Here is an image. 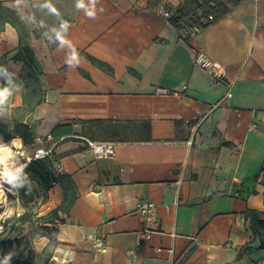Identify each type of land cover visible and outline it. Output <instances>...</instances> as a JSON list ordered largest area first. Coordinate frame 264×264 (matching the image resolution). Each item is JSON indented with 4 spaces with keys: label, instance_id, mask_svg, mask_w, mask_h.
I'll list each match as a JSON object with an SVG mask.
<instances>
[{
    "label": "crops",
    "instance_id": "obj_1",
    "mask_svg": "<svg viewBox=\"0 0 264 264\" xmlns=\"http://www.w3.org/2000/svg\"><path fill=\"white\" fill-rule=\"evenodd\" d=\"M157 8L156 0H0V55L29 44L43 68L44 100L25 120L41 121L36 140L57 141L52 158L78 190L48 264L264 258V232L245 216L264 212V0H241L192 35ZM203 59L219 61L225 76H212ZM9 68L18 76L22 63ZM18 89L0 92V103L23 106ZM88 140L113 142L115 152L98 157ZM63 198L56 184L46 211ZM142 200L155 203L150 219L137 211ZM145 229L151 236L139 244ZM98 233L107 251L95 250Z\"/></svg>",
    "mask_w": 264,
    "mask_h": 264
},
{
    "label": "trees",
    "instance_id": "obj_2",
    "mask_svg": "<svg viewBox=\"0 0 264 264\" xmlns=\"http://www.w3.org/2000/svg\"><path fill=\"white\" fill-rule=\"evenodd\" d=\"M240 1L205 0L200 3L198 0H191V6H186L183 3L179 7V10L186 17L184 21H169L177 29H182L185 24L191 22L200 23L201 19L209 15H213L214 20H217L227 14L232 6L238 5ZM3 20L6 22L7 19ZM8 21L21 32L22 27L18 20L9 19ZM210 22L212 21L207 24ZM9 60L22 63V70L18 76L11 73ZM94 60L97 61L96 59ZM99 63L101 64V62ZM42 74V65L33 47L29 44L20 45L10 58L6 54L0 55V92L14 91L17 87L16 84H20L23 81L35 86L29 93L23 91L26 113L34 111L36 106L44 100L40 81ZM0 135L5 142L21 137L23 142L26 143L32 141L34 131L30 122L19 119L15 121L12 129H9L6 124L0 123ZM24 179L34 182L36 189H31L29 185L20 187L17 198H19L20 205L24 209L23 212L6 217L1 223L0 264H29L34 256L39 259L40 264H48L53 256L54 246L58 241V225L67 222L70 209L78 196L73 176L59 171L52 157L46 156L31 159L24 167L19 178L20 181ZM56 184H60L64 190L63 201L58 206L41 213L36 208L48 202L50 190ZM11 198L16 200V197L12 195ZM245 216L251 219L254 231L262 236L264 232V212L248 209L245 212ZM27 225L33 232L37 233L38 238L47 237L49 240L39 252H35L30 245L29 236L24 233ZM22 238L26 239L24 246H22Z\"/></svg>",
    "mask_w": 264,
    "mask_h": 264
},
{
    "label": "rangeland",
    "instance_id": "obj_3",
    "mask_svg": "<svg viewBox=\"0 0 264 264\" xmlns=\"http://www.w3.org/2000/svg\"><path fill=\"white\" fill-rule=\"evenodd\" d=\"M16 85H17V89L19 87L21 90L26 91L28 93L32 88L35 87L34 84H28L24 81ZM26 115L27 113H26L25 105L19 107V106H11L9 102L0 103V123L6 124L9 127V129H12L16 120H19V119L25 120ZM28 122H31L33 126V131H34V126L35 128L37 126V129H38V125L41 123V121L38 119L34 121L33 120L28 121ZM40 130L41 129L39 128L38 131ZM17 138L21 139L22 148L16 151L13 157L11 158V160L13 161V166L11 167V170L15 172V179L9 183H5L6 182L5 180L3 181L8 206H7L6 211L0 214V229L2 228L1 223L6 217L13 216L15 214H20L24 210L20 205L19 198H17L19 194V188L22 186L29 185L31 189H36V184L34 182L29 181L27 179H24L22 181L19 180L22 174V171H23L22 169H24L25 165L32 159L31 157L34 156L35 150L37 148H40V147L49 148L50 147V143L47 141V138L45 135L42 136L41 139L36 140V132H34V137L32 138V141H29L26 143L23 142L21 137H16L15 139ZM12 141L5 142L2 136L0 135V145L1 144L10 145ZM19 167H22V169H19ZM11 195L13 197H16V200H13L11 198ZM36 209L38 211H41V213H43L44 211H46V206L42 204V205H39ZM24 233L25 235L29 236L30 245L34 248L35 252L41 251L43 247L49 241L47 237L38 238L37 233L33 232L28 225ZM21 241H22V246H24L26 243V239L22 238ZM29 264H40L39 259L34 256Z\"/></svg>",
    "mask_w": 264,
    "mask_h": 264
},
{
    "label": "built area",
    "instance_id": "obj_4",
    "mask_svg": "<svg viewBox=\"0 0 264 264\" xmlns=\"http://www.w3.org/2000/svg\"><path fill=\"white\" fill-rule=\"evenodd\" d=\"M200 3H203L205 0H198ZM157 2V9L160 15L165 17L168 20H177V21H184L186 17L184 14L179 10L180 5H175L173 4L172 0H156ZM214 16L209 15L206 18L201 19L200 23H187L185 26L188 27L189 33L195 34V32L199 31L201 28H203L204 25H206L209 21H213ZM201 57V55H200ZM203 62L206 64V68L208 72L214 76L215 78H222L225 76L224 68L222 64L217 61V60H207L203 59ZM165 89H159L158 93L160 92H165ZM227 96H232V91L230 90L227 93ZM88 145L90 148L95 152V154L98 157H110L114 154L115 152V144L110 141H91L88 140ZM57 144V141L53 143V145L49 148H37L35 150L34 156L31 158H42V157H52V151H53V146ZM56 168L61 171L60 165H55ZM155 208V203L150 200H142L138 202L137 204V211L140 212L142 215H144L147 219H150L153 216ZM151 236V230L150 229H145L142 231L139 236H138V243L139 244H144L146 241L150 238ZM91 238L94 242V248L96 251H107L108 250V245L106 243V238L105 234L103 233H98L91 235ZM254 264H264V258L257 259Z\"/></svg>",
    "mask_w": 264,
    "mask_h": 264
},
{
    "label": "bare ground",
    "instance_id": "obj_5",
    "mask_svg": "<svg viewBox=\"0 0 264 264\" xmlns=\"http://www.w3.org/2000/svg\"><path fill=\"white\" fill-rule=\"evenodd\" d=\"M21 148L22 143L19 138L13 140L10 145H0V214L4 213L8 206L3 181L5 180V183H9L15 179V172L11 170L13 166L11 158ZM19 169H22V167H19Z\"/></svg>",
    "mask_w": 264,
    "mask_h": 264
},
{
    "label": "water",
    "instance_id": "obj_6",
    "mask_svg": "<svg viewBox=\"0 0 264 264\" xmlns=\"http://www.w3.org/2000/svg\"><path fill=\"white\" fill-rule=\"evenodd\" d=\"M26 166V165H25ZM23 170V169H22Z\"/></svg>",
    "mask_w": 264,
    "mask_h": 264
}]
</instances>
